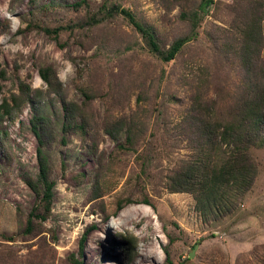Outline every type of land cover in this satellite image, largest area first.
<instances>
[{
  "label": "rangeland",
  "instance_id": "rangeland-1",
  "mask_svg": "<svg viewBox=\"0 0 264 264\" xmlns=\"http://www.w3.org/2000/svg\"><path fill=\"white\" fill-rule=\"evenodd\" d=\"M243 1L214 0L201 13L197 36L164 61L123 10L153 31L163 52L189 34L181 12L197 9L201 0H0V35L8 42L21 37L30 48L28 55H12L0 45V104H13L24 85L30 91L13 117L0 121V138L6 134L0 144V264H264V147L251 148L255 183L224 218L204 216L191 193L167 188L169 171L192 152L179 132L189 94L204 82L215 99L240 80L237 62L226 65L215 46L228 48L237 33L232 9ZM7 13L27 27L11 32ZM59 28L57 37L46 30ZM57 52L75 66L62 88L67 103L85 105V130H65L61 97L48 95L40 73L46 66L56 73ZM188 77L190 87L183 81ZM38 78L44 83L34 89ZM40 115L51 119L45 152L56 186L51 215L30 235L24 231L36 196L26 179L38 172L31 120ZM129 128L135 149L121 146Z\"/></svg>",
  "mask_w": 264,
  "mask_h": 264
},
{
  "label": "trees",
  "instance_id": "trees-1",
  "mask_svg": "<svg viewBox=\"0 0 264 264\" xmlns=\"http://www.w3.org/2000/svg\"><path fill=\"white\" fill-rule=\"evenodd\" d=\"M214 0H201L193 11L183 10L180 18L189 21V34L177 37L167 51H161L155 34L146 28L129 10H123L132 24L148 39L153 51H159L164 61H171L178 56L184 46L198 33L201 13L208 11ZM81 5V3H77ZM232 19L237 33L227 40L222 51L216 50L225 59V64L237 62L239 82L229 83L217 98L210 97L204 84L197 92L190 93V104L179 124L180 133L191 147L188 158L174 164L167 177V188L171 192L191 193L196 200L197 209L206 214H215V219L232 214L252 189L258 165L251 153V148L264 147V61L261 57L264 45V0H244L233 8ZM111 14V10L108 11ZM57 37L60 30L46 29ZM230 32H227L228 34ZM220 35V34H218ZM216 36L214 35L213 39ZM230 60H232L230 62ZM224 63V62H223ZM52 66L41 68L40 73L49 86L48 95L58 94L65 108V130L79 128L85 130L87 116L84 107L66 102L62 84L58 81ZM182 80V79H181ZM184 85L190 87L189 77L184 78ZM208 86V83H207ZM28 86H23L22 94L13 97V104L6 99L0 104V121L13 117L19 105L28 100ZM190 92V89H189ZM88 97V96H87ZM76 116L83 119L81 124L74 121ZM31 129L38 140L36 177H29L26 183L36 196V202L28 213L26 234H32L37 222L43 223L52 213L55 180L53 169L45 147L51 143V119L40 115L31 120ZM105 130L118 140L110 124ZM5 136L0 138L1 147L5 146ZM136 138L132 129L126 130L123 149H135ZM123 205L117 206V212ZM88 237V230L82 236V246ZM128 245L135 244L130 237ZM130 247V246H128ZM77 264H83L76 261Z\"/></svg>",
  "mask_w": 264,
  "mask_h": 264
},
{
  "label": "clouds",
  "instance_id": "clouds-1",
  "mask_svg": "<svg viewBox=\"0 0 264 264\" xmlns=\"http://www.w3.org/2000/svg\"><path fill=\"white\" fill-rule=\"evenodd\" d=\"M6 18L9 19V30L11 32H17L22 28L27 27L18 16H13L11 13H7ZM9 40L10 38L7 34L0 35V45H3V50L5 52L11 53L12 55L18 53L28 55L30 53V48L24 46L21 37H16L14 42H8ZM48 47L51 48L52 45H49ZM62 56L63 54L61 52H57L53 59L60 63V67L56 69V77L58 81L64 85L75 75L76 69L71 60L63 59ZM38 81V83H33L32 87L34 89L39 88L40 85L44 83L41 78H38Z\"/></svg>",
  "mask_w": 264,
  "mask_h": 264
},
{
  "label": "water",
  "instance_id": "water-1",
  "mask_svg": "<svg viewBox=\"0 0 264 264\" xmlns=\"http://www.w3.org/2000/svg\"><path fill=\"white\" fill-rule=\"evenodd\" d=\"M196 247H197V245H196ZM196 247H195V248H196ZM193 255H194V254H193V252H192V253H191V257H192Z\"/></svg>",
  "mask_w": 264,
  "mask_h": 264
}]
</instances>
